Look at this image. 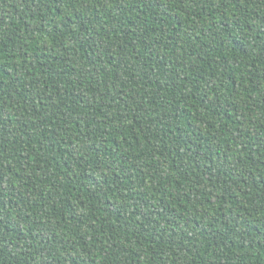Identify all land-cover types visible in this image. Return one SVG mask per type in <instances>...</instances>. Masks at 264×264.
<instances>
[{
	"label": "trees",
	"instance_id": "1",
	"mask_svg": "<svg viewBox=\"0 0 264 264\" xmlns=\"http://www.w3.org/2000/svg\"><path fill=\"white\" fill-rule=\"evenodd\" d=\"M0 264H264V0H0Z\"/></svg>",
	"mask_w": 264,
	"mask_h": 264
}]
</instances>
